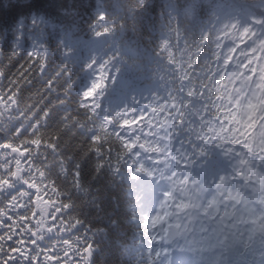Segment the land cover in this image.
<instances>
[{
  "label": "trees",
  "instance_id": "trees-1",
  "mask_svg": "<svg viewBox=\"0 0 264 264\" xmlns=\"http://www.w3.org/2000/svg\"><path fill=\"white\" fill-rule=\"evenodd\" d=\"M220 1L0 0V264H12L15 247L26 243L15 233L26 217L36 233L27 244L32 252L41 254L47 228L79 227L86 240L93 236V264H153L157 256L146 247L152 229L131 193L143 167L135 143L107 120L116 127L129 121L113 105L108 117L84 104L88 46L100 42L111 62L127 67L128 75L118 73L133 85L162 87L166 99L154 108L166 105L177 125L190 115L180 94L184 76L188 89L201 88L213 114L232 123L210 132L222 143H242L254 122H240L235 101L233 111L226 107L240 71L223 77L214 62L227 61L225 39L253 31L220 18ZM13 199L25 208L27 199L26 215L16 218Z\"/></svg>",
  "mask_w": 264,
  "mask_h": 264
},
{
  "label": "rangeland",
  "instance_id": "rangeland-1",
  "mask_svg": "<svg viewBox=\"0 0 264 264\" xmlns=\"http://www.w3.org/2000/svg\"><path fill=\"white\" fill-rule=\"evenodd\" d=\"M227 13L228 14L231 13L234 15L238 13V16L241 15L243 17L242 21H244V19H247L248 16L258 18V19H260V17H262L260 19L261 21L264 19V16L262 15L264 13H262L261 11H258L256 9L254 11L249 6H247L241 2H239V3L234 2L231 5V7L227 9ZM90 46H91V48H90L91 54L88 57V72L90 73V81L83 91L84 104L86 106H89V108L92 110H101V108L106 110L108 105L107 104L104 105L103 100L105 97H107V95H109V89H110V92H113L112 87L108 86L107 84H110L111 80L114 82L119 81V85H118L119 89L121 87L126 88L128 86V84L126 83L125 78H123L122 74H119L118 72L114 71V68L119 69V67H121V63H116V64L111 63L109 61V59L107 58L109 53L106 50H102L101 48H99L95 44H90ZM123 70H127V69L123 68ZM254 83H253V85H250V83L248 85L249 88L252 87L251 92L253 95H254V90L257 91L254 88V86H255ZM115 85H113V88L115 87ZM130 90L131 89H128L129 92H130ZM261 94L263 95L264 92L261 91ZM119 95H121V93H119L116 96H113L111 98V100L118 103V96ZM140 133L142 135L144 134L142 132H140ZM259 138H261V140L264 141V122H263V132H262V134H259V136H257L256 139L259 140ZM167 162L169 165L164 166L165 167L164 171H166V170L169 172H172L173 170L175 171L176 168L172 167V165L169 161H167ZM172 186H173V184H172ZM198 202L200 204H204L203 200H198ZM245 207H246L247 213L248 214L251 213L249 215V222H252V224L250 223L251 224L250 227L245 228V230H243V233L240 237V240H243V241L251 240L254 237L255 231L258 228L257 223L263 222L262 230H264V213L257 212V209H249V207L246 205H245ZM217 208H218L217 203H213L212 207L210 208V213L211 214L215 213L218 210ZM243 214H244V212H243ZM253 222H255V225L253 224ZM221 228H222V226L219 225L218 230L210 231V233H211L210 237L206 241L207 247L208 246L210 247L212 245V243H213L212 247H214L215 249H216V247H223L222 244L225 240V242L227 244V249L234 250L237 255H241V254L243 255L244 250H247V249H246V247L242 248V246H239L237 235L233 232H230V231L227 233H224V232H222ZM255 239L257 241H254L249 246L250 250L247 251L246 253L248 255L251 254L252 256H254V258H256L257 257L256 251L258 250L259 253H261L262 258H260L259 261H257V262H255V261L251 262V264H263L262 261L264 260V253L261 252V249H262L261 247H263V244L260 242L259 238H255ZM186 244L189 246L181 245L180 249L188 252V251L193 249V244H195V242H194V240L186 239ZM198 245H200V243H198ZM184 247H185V249H184ZM241 249H243L242 253L240 252ZM200 256H203V254L200 253ZM205 259H206V264L209 262H210V264H224L225 263V260L223 259L222 255H220V254H218V255L213 254L211 256H206ZM166 264H168V263H166Z\"/></svg>",
  "mask_w": 264,
  "mask_h": 264
},
{
  "label": "water",
  "instance_id": "water-1",
  "mask_svg": "<svg viewBox=\"0 0 264 264\" xmlns=\"http://www.w3.org/2000/svg\"><path fill=\"white\" fill-rule=\"evenodd\" d=\"M131 128H132V132L134 133V129H135V124L131 125ZM143 152L145 153L146 150L144 148H142ZM178 235V232H177V229L174 228L173 226L170 227V231H169V236L171 237V239H174L175 236ZM172 241V240H171Z\"/></svg>",
  "mask_w": 264,
  "mask_h": 264
},
{
  "label": "flooded vegetation",
  "instance_id": "flooded-vegetation-1",
  "mask_svg": "<svg viewBox=\"0 0 264 264\" xmlns=\"http://www.w3.org/2000/svg\"><path fill=\"white\" fill-rule=\"evenodd\" d=\"M62 254V253H61ZM64 254H62V256H63ZM56 263L57 264H67V260L66 259H64L63 257H61V256H59L58 257V259L56 260ZM77 264H83L82 262H79V263H77ZM88 264H90V263H88Z\"/></svg>",
  "mask_w": 264,
  "mask_h": 264
},
{
  "label": "snow or ice",
  "instance_id": "snow-or-ice-1",
  "mask_svg": "<svg viewBox=\"0 0 264 264\" xmlns=\"http://www.w3.org/2000/svg\"><path fill=\"white\" fill-rule=\"evenodd\" d=\"M33 13L32 12H29L28 15L31 16Z\"/></svg>",
  "mask_w": 264,
  "mask_h": 264
}]
</instances>
